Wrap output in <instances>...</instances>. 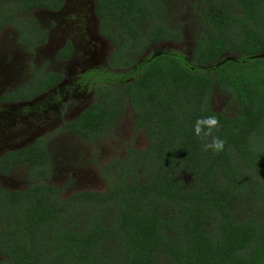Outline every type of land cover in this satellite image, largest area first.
Segmentation results:
<instances>
[{"label":"trees","instance_id":"16d2710c","mask_svg":"<svg viewBox=\"0 0 264 264\" xmlns=\"http://www.w3.org/2000/svg\"><path fill=\"white\" fill-rule=\"evenodd\" d=\"M96 2L100 32L115 45L113 70L133 67L152 44L183 39L165 0ZM64 3L0 0V31L18 27L21 12L27 21L18 27L20 42L42 43L44 31L28 14ZM202 4L193 61L166 53L138 64L137 73L95 74L103 83L100 102L70 126L89 139L102 136L127 101L135 128L149 140L147 149L131 148L111 163L106 193L61 200L52 186L0 187V253L7 260L0 264H264V58H254L264 53V0ZM227 55L239 57L221 64ZM130 75L123 87L104 84ZM215 87L236 101L235 115L212 110ZM211 115L220 122L213 135L225 141L219 153L204 151L193 130Z\"/></svg>","mask_w":264,"mask_h":264},{"label":"flooded vegetation","instance_id":"af4514ba","mask_svg":"<svg viewBox=\"0 0 264 264\" xmlns=\"http://www.w3.org/2000/svg\"><path fill=\"white\" fill-rule=\"evenodd\" d=\"M1 1H7L11 4L15 3V0L14 2L9 0ZM73 4V0H65L60 10L49 11L45 9H36L28 14V16H32L31 14L37 11H44L49 14H46V18L32 16L36 19L40 30L44 31L45 38L44 42L35 43V46L31 47L26 43L20 42V31L18 27L19 25H25L27 21V16L24 17L21 12L18 13L16 19L18 27L7 25L0 31V48L5 31L7 29L14 30L15 39L12 42L14 45L13 53L17 51L18 47H22L28 50V53H37L43 61V63L40 61L39 64L29 68V74L28 76H23L24 78L21 76L22 73L26 71V67L25 65H21V62H19L14 55L11 59L5 58L0 62V187L6 191H26L30 187L40 184L55 187L58 191L57 197L61 200L68 199L74 194L83 192L106 193L109 185L112 183V178H114V168L111 166V163L118 159L114 158L109 164L103 166V169H101L102 171H100L102 175L101 178L90 174L81 163V169L79 170L67 169L63 167L64 163L67 161V155L63 153L60 154L61 150H63V146L60 147L62 138L60 140L55 139L56 133L59 131L62 137L66 136V138L75 137L80 140L81 143H96L101 141L112 129L117 127L118 123L127 112L131 113L133 128L136 129L134 125L135 119L133 116V109L127 101H123L125 110L120 115L114 127L104 132L102 136L89 139L85 137L80 130L70 126L77 122L86 110L100 102L98 87L103 83L95 79L96 73L107 72L121 75L137 73L139 71L138 66L148 62L149 59L157 58L166 53L179 54L187 61H193V56L191 60H189L182 52L154 51L148 54L150 47L154 45L161 46L166 43L179 44L183 42L186 37L181 28L183 36L181 42L164 41L159 44H152L139 56L136 65L129 69L113 70L110 67V61L115 51V45L100 32L101 21L97 14L96 0L84 1L81 5H78L76 9L72 8ZM86 5H89V8ZM88 10H90L92 15L97 19L96 35H92L89 31L90 26L87 20L89 19L88 14L90 13ZM71 11H77V14H80L84 18L82 20V23H84L82 27L72 28L70 25L62 27L63 22H59L58 17L71 13ZM47 17H50L53 21H50ZM43 21H48V26H44ZM98 39L102 42L107 41L113 44V51L107 61L108 67L93 69L86 74H82L87 68H91L94 64L97 65V63L100 64L101 62L100 55L102 56V54L96 46L99 43ZM100 44L103 45L101 42ZM6 55L7 53L4 54V56ZM53 66H58L62 69L56 71L52 69ZM67 67L75 68V71L82 70L80 72L82 76L79 77L81 79L80 82H82L80 85H82V88H92L97 99L95 101L91 99L81 101L79 105L76 106L75 111L68 110L65 114L61 115L62 117L57 116L54 119L48 118V125L43 130L34 129L35 126H33L32 123L24 127L23 124L24 122L26 124V121L30 119L29 115H32L34 106L43 103L41 107L43 108L46 105H51L55 100L57 103H62L64 97L68 95L63 93L65 84L70 83L65 81L64 76L67 72L63 68ZM52 79L56 81L54 84L49 85ZM133 79L134 78L130 75V78L116 84L109 81H104V84L123 87L126 82H130ZM132 147L138 150H145L135 145ZM54 150H56V152H54ZM43 152L46 156V158H44L46 163L41 162L43 159L40 153ZM127 153L125 157L119 159H125ZM35 159H38L41 163L36 164ZM72 159H74V156ZM18 167L24 169L26 173L27 181L25 184H28V187L25 190L19 189L17 187L18 184H10L5 180V178L10 176ZM35 174H37V176H35ZM68 174H71V179L69 182L62 184L61 182L67 178ZM75 180L77 181V187H74ZM100 180L107 185L106 189H100ZM68 187H74V192L68 197H65V190Z\"/></svg>","mask_w":264,"mask_h":264},{"label":"rangeland","instance_id":"374dc122","mask_svg":"<svg viewBox=\"0 0 264 264\" xmlns=\"http://www.w3.org/2000/svg\"><path fill=\"white\" fill-rule=\"evenodd\" d=\"M14 2V0H9ZM74 4L72 8H77L78 5H81L84 1L87 0H73ZM168 8H169V19L174 23L179 24L183 29L184 36L186 37L183 42L179 44H164L161 46L154 45L150 47L148 54L159 51H169V52H182L191 60L193 56V49H195V41L198 33L201 29V14H202V0H165ZM89 8V5H86ZM90 14H88V22L90 26V33L96 35V25L97 19L92 15L91 11L88 10ZM73 13V14H71ZM65 14L63 16H59L58 20L62 23V27H67L70 25L72 28L82 27L84 23L82 20L84 19L80 14H77V11ZM47 12L37 11L33 12L31 15L36 17H44L46 18ZM49 15V14H48ZM85 15V14H84ZM26 17V14H23ZM47 19L51 20L50 17ZM44 26H48V21H43ZM14 30H6L3 37V42L0 48V62H2L5 58L11 59L14 55L21 65H25L26 71L22 73V76H28L29 68L35 66L37 64L43 63L41 57L36 53L32 52L28 53V50L18 47L17 51L13 53V44L15 37ZM99 40V39H98ZM100 42L103 44L101 45ZM100 55L101 62L100 64H94L91 68H87L85 72L82 74H86L88 71L99 68H107V61L113 51V44L107 41L99 40V43L96 45ZM7 53L6 56L4 54ZM229 57L228 55L225 56ZM234 58H238L239 56L234 55ZM143 59V58H142ZM88 63V62H87ZM212 68V66L204 67L205 70ZM53 70H60L61 67L53 66ZM67 74H65V81L70 82L66 83L63 88V93L68 94L64 97L62 103H57V101H53L51 105H46L43 108V103L36 105L33 107L32 115L30 114L29 120H25L23 126L27 127L30 123L35 126L34 129H45L48 125L47 119H54L57 116L62 117V114H65L68 110L75 111L76 106L79 105L81 101H85L87 99H91L95 101L97 98L92 88H82L80 85L81 79L79 78L81 69L79 71H75V68L67 67L63 68ZM24 78V77H23ZM73 85V86H72ZM79 86V87H78ZM211 108L214 112H223L227 115H235L237 111V103L234 101L232 96L227 92L215 87L214 93L211 100ZM61 113V114H60ZM61 145L63 146V150H61L60 154L67 155V161L64 163L63 167L67 169L79 170L80 163L84 166V168L92 175L102 177L101 169H103L104 165L109 164L111 160L114 158L119 159L125 157L128 149L133 148L132 146H138L142 149H146L149 145L148 138L141 131H137V129L133 128V119L130 112H127L117 127L112 129L109 134H107L101 141L96 143H81L80 140L75 137H62L60 132L56 133L55 139H61ZM56 152V150H54ZM74 156V159H72ZM25 170L21 167H18L10 176L6 177L5 180L10 184L16 183L18 184V188L21 190H25L28 187V184H25L26 179ZM71 179V174H68L67 178H65L61 183L65 184L69 182ZM100 182V189H106L105 183ZM74 187H77V181L75 180ZM74 187H68L65 190V197H68L70 194L74 192ZM6 258L0 253V263L6 262Z\"/></svg>","mask_w":264,"mask_h":264},{"label":"clouds","instance_id":"9594fccd","mask_svg":"<svg viewBox=\"0 0 264 264\" xmlns=\"http://www.w3.org/2000/svg\"><path fill=\"white\" fill-rule=\"evenodd\" d=\"M220 126V122L215 115L198 118L194 124V134L204 141V151L219 153L224 150L225 141L213 135ZM208 138H211L210 141Z\"/></svg>","mask_w":264,"mask_h":264},{"label":"water","instance_id":"95a60500","mask_svg":"<svg viewBox=\"0 0 264 264\" xmlns=\"http://www.w3.org/2000/svg\"><path fill=\"white\" fill-rule=\"evenodd\" d=\"M254 58H264V53L256 55V56H254ZM231 60H235V58L233 56H229V57L225 58V60H223V62L221 64H224L227 61H231Z\"/></svg>","mask_w":264,"mask_h":264}]
</instances>
